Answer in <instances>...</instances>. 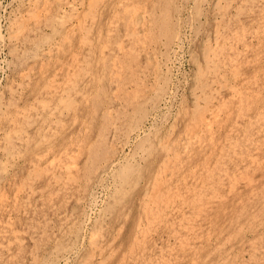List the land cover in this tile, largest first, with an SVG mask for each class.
<instances>
[{
    "label": "rangeland",
    "instance_id": "obj_1",
    "mask_svg": "<svg viewBox=\"0 0 264 264\" xmlns=\"http://www.w3.org/2000/svg\"><path fill=\"white\" fill-rule=\"evenodd\" d=\"M262 106L264 0H0V264H264Z\"/></svg>",
    "mask_w": 264,
    "mask_h": 264
},
{
    "label": "bare ground",
    "instance_id": "obj_2",
    "mask_svg": "<svg viewBox=\"0 0 264 264\" xmlns=\"http://www.w3.org/2000/svg\"><path fill=\"white\" fill-rule=\"evenodd\" d=\"M122 1V0H121ZM24 4V3H23ZM30 5H32V4H30ZM29 5V6H30ZM42 6V5H41ZM63 8V7H62ZM74 8V7H73ZM64 9H65V7H64ZM38 10H39V8H38ZM28 12V11H27ZM29 13V12H28ZM42 13V12H41ZM30 14V13H29ZM60 14V13H59ZM16 15V14H15ZM18 15V14H17ZM52 18H53V15H52ZM133 21V20H132ZM134 21H136V20H134ZM75 23V22H74ZM134 23V22H133ZM136 23V22H135ZM15 25V24H14ZM134 26V25H133ZM24 27V26H23ZM12 33V32H11ZM18 33V32H17ZM9 35V34H8ZM131 35V34H130ZM11 37V36H10ZM9 39H11V38H9ZM175 39V38H174ZM20 42V41H19ZM179 42V41H178ZM176 44V43H175ZM179 45V44H178ZM13 46V45H12ZM12 48V47H11ZM17 48H18V46H17ZM14 49V48H13ZM16 50V49H15ZM170 50V49H169ZM10 51V50H9ZM218 51V50H217ZM235 51V50H234ZM21 52V51H20ZM233 52V51H232ZM25 56V55H24ZM83 57V56H82ZM73 58V57H72ZM84 58V57H83ZM76 60V59H75ZM212 65V64H211ZM217 66V65H216ZM215 66V67H216ZM161 68V67H160ZM207 68V67H206ZM205 69V68H204ZM214 69V68H213ZM200 70V69H199ZM55 71V70H54ZM205 71V70H204ZM207 72H208V70H207ZM218 80V79H217ZM250 80V79H249ZM201 84V83H200ZM207 84V83H206ZM205 85V84H204ZM208 85V84H207ZM254 85V84H253ZM201 86V85H200ZM229 86V85H228ZM238 90V89H237ZM66 94V93H65ZM210 94V93H209ZM35 97V96H34ZM202 98V97H201ZM195 99V98H194ZM43 100V99H42ZM72 101V100H71ZM205 101V100H204ZM203 101V102H204ZM253 101V100H252ZM249 102V101H248ZM223 104V103H222ZM252 104V103H251ZM195 105H197V104H195ZM224 105V104H223ZM250 105V104H249ZM164 106V105H163ZM241 106V105H240ZM258 107V106H257ZM262 107H264V106H262ZM256 108V107H255ZM195 109V108H194ZM206 109V108H205ZM204 109V110H205ZM160 110V109H159ZM218 110V109H217ZM195 111V110H194ZM209 111V110H208ZM259 112V111H258ZM262 112H264V110H262ZM261 113V112H260ZM239 114V113H238ZM155 115H157V114H155ZM154 115V116H155ZM196 115V114H195ZM219 116V115H218ZM258 116H260V115H258ZM157 117V116H156ZM159 117V116H158ZM262 117H264V116H262ZM195 118H196V116H195ZM251 119V118H250ZM260 120V119H259ZM56 121V120H55ZM203 121V120H202ZM201 121V122H202ZM261 121V120H260ZM156 122V121H155ZM35 123V122H34ZM249 123V122H248ZM151 125V124H150ZM171 125V124H170ZM249 125V124H248ZM168 126V125H167ZM149 127V126H148ZM143 129V128H142ZM246 129V128H245ZM209 131V130H208ZM207 131V132H208ZM252 131H254V130H252ZM252 131H250L249 129H248V132H252ZM14 132V131H13ZM144 132V131H143ZM189 132H190V130H189ZM247 132V131H246ZM137 133V132H136ZM21 134V133H20ZM100 135H102V134H100ZM104 135V134H103ZM141 135V134H140ZM250 135V134H249ZM107 136V135H106ZM105 136V137H106ZM194 136V135H193ZM100 137V136H99ZM198 137V136H197ZM227 137V136H226ZM255 138V137H254ZM256 139V138H255ZM257 140V139H256ZM163 143V142H162ZM133 144V143H132ZM128 145V144H127ZM252 147V146H251ZM140 148V147H139ZM135 151V150H134ZM11 152V151H10ZM17 154V153H16ZM186 155V154H185ZM170 156V155H169ZM252 156H253V154H252ZM69 158H70V156H68ZM118 157V156H117ZM241 158V157H240ZM117 160V159H116ZM127 160V159H126ZM262 160H264V159H262ZM127 161H129V160H127ZM169 161V160H168ZM240 161V160H239ZM115 162V161H114ZM197 162V161H196ZM242 162V161H241ZM123 163V162H122ZM114 165V164H113ZM112 165V166H113ZM39 166V165H38ZM72 166V164L70 165L69 164V166H68V164H66V167H67V169L66 170H69V167H71ZM2 167H4V166H2ZM64 167V166H63ZM65 167V168H66ZM197 167V166H196ZM114 169H116V168H114ZM38 171V170H37ZM37 171H35V172H37ZM199 171V170H198ZM252 171V170H251ZM29 172V171H28ZM68 173H69V171H68ZM168 174V173H167ZM160 175V174H159ZM28 176H29V174H28ZM36 176H38V175H36ZM234 176V175H233ZM156 179V178H155ZM201 180V179H200ZM231 184V183H230ZM150 193V192H149ZM149 195H151V194H149ZM8 198V197H7ZM147 198H149V197H147ZM155 198V197H154ZM168 198V197H167ZM216 198V197H215ZM218 198V197H217ZM147 200H149V199H147ZM90 202V201H89ZM10 218V217H9ZM92 235V234H91ZM12 241V240H11ZM1 244V243H0ZM2 245V244H1ZM87 252V251H86ZM53 254V253H52ZM87 255V254H86ZM105 258V257H104ZM97 260V259H96ZM98 263V262H97Z\"/></svg>",
    "mask_w": 264,
    "mask_h": 264
}]
</instances>
